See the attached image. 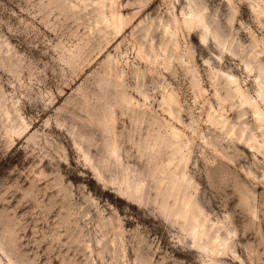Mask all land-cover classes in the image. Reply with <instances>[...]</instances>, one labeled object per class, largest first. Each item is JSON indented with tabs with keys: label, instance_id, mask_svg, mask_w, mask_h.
I'll list each match as a JSON object with an SVG mask.
<instances>
[{
	"label": "rangeland",
	"instance_id": "374dc122",
	"mask_svg": "<svg viewBox=\"0 0 264 264\" xmlns=\"http://www.w3.org/2000/svg\"><path fill=\"white\" fill-rule=\"evenodd\" d=\"M205 1L228 28L231 2L238 12V41L248 46L254 37L264 52V0ZM118 3L132 23L117 37L110 31L100 38L97 18L82 0H0V99L11 114L7 119L0 113V264H264V154L207 117L214 109L238 122L239 98L217 71L237 76L264 110L255 73L246 70L242 53L220 50L211 40L203 45L198 31L188 36L181 30L179 51L168 67L162 65L168 40L162 25L173 20L174 11L181 20L186 0ZM141 20L153 22L152 35L135 29ZM140 43L150 52L154 48L155 59L138 56ZM109 55L120 59L124 83L107 70ZM260 58L264 63V53ZM104 89L113 114L109 137L96 127L86 129L83 107H96ZM122 91L137 99L141 111L148 108L147 116L113 98ZM168 92L178 97L182 124L163 111ZM246 110L253 125V113ZM17 112L29 126L19 135L11 130ZM169 125L191 152L188 171L199 184L192 197L203 209L201 222L230 241L224 251L209 254L191 243L157 197L151 177L142 203L121 192L119 182L101 179L85 158L89 151L98 162L107 140H116L124 166L147 173L149 157L157 156L150 137ZM84 127L90 134L76 136ZM166 153L160 151L162 163Z\"/></svg>",
	"mask_w": 264,
	"mask_h": 264
},
{
	"label": "bare ground",
	"instance_id": "6f19581e",
	"mask_svg": "<svg viewBox=\"0 0 264 264\" xmlns=\"http://www.w3.org/2000/svg\"><path fill=\"white\" fill-rule=\"evenodd\" d=\"M82 1L86 9L90 10V14L97 18L96 32L99 34L100 38H105L110 31L113 32L116 37L119 36L133 21V18L126 17L120 12L118 0ZM230 7L231 19L228 22V28L221 25L216 15L210 14V9L205 0H186V5L180 15L181 20L174 11L173 20L162 25L163 33L168 37L167 44L161 49L165 59L162 65L168 67L172 62L174 53L179 51V36L181 30L186 31L188 36H190L192 32L198 31L199 40L203 45H207L211 40L220 50L236 54L239 52L242 53L244 55L243 62L245 68L249 73H255L254 81L257 84L260 70L264 68V63L260 58L264 52L261 50L259 42L254 37L252 38V43L248 46L238 41L236 37L237 32L234 28V19L238 12L234 6H231V2ZM90 14L88 13L86 15ZM153 25L152 21L141 20L138 26L136 25L135 29H142L145 35L150 36L154 32L155 27ZM169 46H171V49ZM137 50L138 56L142 60L152 61L155 59L154 57H156V55L152 56L154 48H152L150 52L142 43L138 45ZM69 56L74 66L77 53H70ZM119 60L109 55L107 56L105 64L107 70L115 74V82L124 83L125 71L117 67ZM193 73H195V70H193ZM217 74L226 78L227 84L233 87L232 94L239 98L241 108L237 123L232 122L229 118L225 117L223 114H219L214 109L208 112V120L216 124L222 130L228 131L231 136L235 137L239 142L246 144V146L252 150L264 154V110L256 99L250 98L249 94L241 86L237 76L220 71H217ZM257 88L258 99L264 102V88L259 84H257ZM137 91L147 102L149 96L143 89L139 88ZM102 94H100L97 99L96 107L86 109L90 104L83 105L88 116V122L90 123V125L86 126V129L96 127L103 136L109 137L114 134V131H111L113 114L108 112L109 108L106 105L109 90L104 89ZM113 98L128 106V110L131 112L133 111L134 114L147 116L146 111L148 108L141 111L139 107L140 103L132 95H126L122 91L119 94H113ZM3 102H5V100L1 98L0 113L3 117L10 119V110L7 108V105L1 104ZM161 104L165 113L179 123H183L181 118L182 110L176 94L173 92L166 93L163 96ZM129 107L132 109H129ZM137 108H139V111ZM246 109L251 110L253 113V125L245 119L247 114ZM16 116L19 121L10 128L15 134H23L25 131H28L29 126L25 123L23 116L19 112H17ZM156 125V121L151 123L152 127ZM256 130L259 131L260 134L256 135ZM72 131H74V125L72 126ZM88 134L90 133H88L84 127L81 131L76 133V136H87ZM150 138L151 141H154L152 149L156 151L157 156L154 159L153 157H149L147 173L131 165L124 166L122 161L123 152L120 149V144L116 140H111L110 142L109 139L107 140L102 148L104 158H101L98 162L92 160L89 151L85 152L84 155L101 179L109 180L111 183L119 182V190L121 192L128 196L137 195L142 203H147L149 198L147 195L150 191L149 178L151 177L152 181L155 182L157 197L161 199L164 205L169 207L174 222L181 226L192 240L191 243H193L195 247L209 254H215L226 250L230 244L229 239L220 232V229L206 227L205 224L201 222L200 218L203 209L192 197L194 193L198 192L199 184L189 175L188 166L191 160V152L187 149V144L183 142V135L174 126L169 125L168 131L152 135ZM90 142L91 141H87L85 144L89 145ZM163 150L167 152L165 158V161H167L166 163H162L160 159V151ZM172 166L180 169L182 171L181 174L180 172L171 170ZM171 203L173 204L171 205Z\"/></svg>",
	"mask_w": 264,
	"mask_h": 264
},
{
	"label": "snow or ice",
	"instance_id": "6c2138e0",
	"mask_svg": "<svg viewBox=\"0 0 264 264\" xmlns=\"http://www.w3.org/2000/svg\"><path fill=\"white\" fill-rule=\"evenodd\" d=\"M257 84L261 85L264 88V68H261L260 75L257 78Z\"/></svg>",
	"mask_w": 264,
	"mask_h": 264
}]
</instances>
